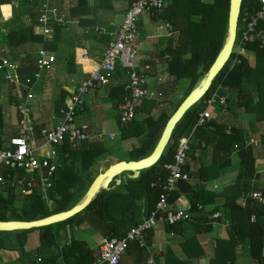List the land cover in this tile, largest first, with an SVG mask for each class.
<instances>
[{"label":"trees","instance_id":"16d2710c","mask_svg":"<svg viewBox=\"0 0 264 264\" xmlns=\"http://www.w3.org/2000/svg\"><path fill=\"white\" fill-rule=\"evenodd\" d=\"M9 1L0 0V6L8 4ZM228 6L229 0H214L209 4H205L201 0H172L164 14H161L160 17L169 21L179 32L178 43L176 45L169 43L165 49L167 55L165 63L169 76L175 81L186 80L187 91L176 106L170 103L165 104L156 118L150 115L154 108V102L150 101L149 105L143 104L136 109V114L143 113L142 119L135 117L132 122L122 125L120 110L124 109L126 104L123 101L122 88L118 87L115 90L116 94L110 97L115 111L114 119L119 126L121 142L140 139V142L128 151V158L121 160L136 161L151 154L169 118L203 78L222 48L227 28ZM259 7V0H242L239 26H241L244 14H253ZM29 12L30 15L37 13L34 5L31 6ZM177 22H183L186 27H179ZM33 25L35 24L27 28L16 27L7 32L5 44L12 52L13 61L18 55L21 56L18 51L22 45L29 42L43 43L42 37L33 34ZM258 27L264 29V22H260ZM258 46V42H251L245 46L246 50L252 51L256 56L257 64L254 69L249 68L247 61L241 56L240 64L230 69L229 61L212 83V88L217 84H222L224 94L236 90V106L246 111L257 103H255L251 92L245 88V82L247 83L248 77L252 74L255 79H250L249 82L260 84L264 76V64L262 63L263 67L259 68L260 61L264 60V52ZM17 62L19 76H32L36 72L33 56L25 54L23 59H17ZM2 83L4 84L0 75V92ZM14 92L17 96L13 95ZM112 92L114 93V90ZM25 93L23 87L15 89V87L8 86V105L15 107L23 102ZM201 110L202 103L200 101L186 111L176 124L170 142L159 161L151 168L142 171L137 179H126L125 184H121L114 190L101 191L83 211L64 222L30 230L0 232V251H14L22 256L28 241L35 237L39 248L45 251L58 248L61 240L59 232L64 227L74 224H88L106 240L125 235L130 227L139 222L141 215L147 217L154 211L162 193L161 186L168 176L164 165L172 161L178 139L190 133ZM209 128L214 129L213 133L216 137L214 151L217 158H215L212 167L199 170V179L208 181L214 178L208 175L209 172L213 173V169L217 171L218 176L219 171L229 164L228 157L233 145L238 144L237 181L235 184L225 187L222 192L214 194L207 192L204 186L191 185L187 181L180 180L176 191L170 195L168 202L177 200L179 196L185 194L190 203V211L195 212L197 205L205 207L211 205L216 198H222L223 205L215 208L214 211L220 210L221 217L229 219V228L233 236L228 240H217V258L211 264H234V258L237 255L235 248L237 243L242 241L247 242L248 256L252 260V264H264L262 254L264 248V205H258L248 200L246 206L242 208L237 202L242 192H248L252 188L264 194V186H259L256 182L258 176L255 171L257 158L255 149L243 146V140L238 136V131L232 130L227 134L225 125H218L210 119L199 130L206 131ZM17 135V125L13 126L5 122L3 106L0 105V149L6 148ZM112 154V150L105 143L99 141L82 143L77 149H71L65 143L60 152V156L65 162L63 167L53 175L51 188L46 190L47 201L41 197L42 189L38 180H36L35 188L21 196L14 194L9 186L0 185V221H34L72 208L89 188L102 159L118 160ZM3 173L2 169L0 174ZM251 215L256 218L253 223L249 221ZM97 256V250L91 249L86 242L71 240L69 246L62 248L55 258L45 256L36 262L38 264H93Z\"/></svg>","mask_w":264,"mask_h":264},{"label":"crops","instance_id":"0c3cea01","mask_svg":"<svg viewBox=\"0 0 264 264\" xmlns=\"http://www.w3.org/2000/svg\"><path fill=\"white\" fill-rule=\"evenodd\" d=\"M132 1L10 0L8 4L0 6V59H6L18 66L17 59H23L25 54L36 58V53L40 49L48 51L54 57V64L48 71L43 72L41 80L32 90V100L27 103L31 110V122L34 127L35 140L32 141L33 147L42 146L43 140L38 132L42 128H51L58 122L52 119L57 117L58 109L65 103L64 101L70 96L69 94L81 83L86 74L96 70L107 44L111 40L109 33L115 26L120 24V19L123 20L125 12ZM201 1L209 4L214 0ZM171 3L172 0H166L163 14ZM30 5L35 6L36 14L30 15ZM47 9L55 10L56 15L50 26L44 30L39 25L38 18L41 11ZM162 13L156 15L143 14L139 18L138 29L140 36L136 44L138 51L137 70L145 73L147 88L155 95L153 99H144L138 107L143 104L149 105L150 101L154 102V108L150 113L154 118L162 111L165 104H172L177 98L181 90V82H187L186 80L175 81L169 76L168 67L165 63L167 59L165 49L169 43L172 45L178 43L179 32L175 30L169 21L160 17ZM61 18L63 23L58 22V19ZM32 24H35L32 26L33 34L42 37L43 43L29 42L22 45L18 51L21 56L18 55L16 60L13 61L12 52L5 44L7 32L16 27L27 28ZM167 24L171 26V29L167 28ZM177 25L179 27L182 26L181 28L186 27L183 22H177ZM85 56L86 58H83ZM243 57L247 61L249 68L254 69L256 67L257 59L252 51L246 50ZM262 63L264 64V60L260 61L259 68L263 67ZM55 64L57 65V73H54L53 67H55ZM16 70L19 74L18 68ZM0 75L4 82V84H1L0 98L3 99L0 100V105L3 106L5 122L12 125V120L16 119L15 125H17L19 117L17 116L16 106H10L7 103L8 84L3 79L4 68L0 67ZM251 76L252 74L248 77L249 80L255 79V76ZM249 80L244 85L255 98L254 101L257 105L251 106L248 111L238 108L236 106L237 91L226 92V104L210 110V121H214L218 125H225L227 134L232 130L238 131V136L243 140V146L255 149L257 156L255 171L258 176L256 182L259 186H264V76L260 84L250 83ZM126 81L125 70L118 69L117 74L112 77L107 87L93 90L85 95L82 111L77 115L75 126L77 128L85 127V132L89 136L87 141L79 142L74 148L67 142L58 146H45L42 148L41 153L46 156L50 155L49 151L51 149L56 151V157L52 161L56 164L57 170L61 169L65 162L60 156L62 146L65 143L71 149H77L82 143L93 141L105 143V139L112 141L117 137L118 142L126 144L130 151L131 148L140 142V139L121 142L117 122L115 131L106 133L105 129H103L104 125L109 124L104 111L109 107L114 111L110 96L116 94L115 90L118 87L122 88L124 96ZM112 90H114V93ZM111 92L112 94H110ZM13 95L17 96L16 92ZM135 115L136 119H142L143 117V113L136 114L135 112ZM107 116L110 117V114L108 113ZM213 131L214 129L209 128L206 131L199 130L197 134L195 132L196 135L188 152L183 170L187 175V179L184 181L189 182L191 185L204 186L207 192L218 194L225 187L233 185L237 181L239 166L237 152L239 147L238 144L233 145L231 154L228 157L229 164L219 171L218 176L217 171L213 169V173L209 172L208 175L214 178L208 181L199 179V170L212 167L215 158H217L214 151L216 137ZM64 156L66 157L67 155L65 154ZM110 160L113 161L114 159ZM100 164L95 177L100 172ZM104 169L105 167L102 170ZM126 179L125 176L121 184H125ZM250 191L259 190L252 188ZM248 192H242L239 197ZM223 202L224 200L219 197L211 205L203 207L199 204L195 212L190 211V203L185 194L179 196L177 200L168 202V209H181L190 214V220L180 221L172 226L162 222L157 223L147 234V247L140 248L137 244L130 243L121 256L119 264H211L217 258V240H228L233 236L229 228V219L222 218L220 210L216 209L214 211L215 208L222 206ZM237 202L242 208L246 206L241 205L239 201ZM199 206L202 207L201 210H199ZM213 213L219 214V217L215 220L209 218ZM251 216L249 221L253 223L256 218L254 216L255 220L251 221ZM145 217L141 215L139 222ZM90 229L92 228L85 223L66 226L59 232L61 237L59 247L46 251L39 248L36 237L34 239L31 238L24 247L25 252L22 256L14 251L1 250L0 264L14 263L20 259H30L33 263H37L36 260L38 261L45 256L55 258L59 255L62 248L69 246L71 240L84 241L91 249H95L94 246L104 239L97 232L93 237V234H90ZM235 249L237 255L234 258V264H252V260L248 256L246 241L238 242ZM27 251L29 252V258L26 256ZM262 254L264 256V248Z\"/></svg>","mask_w":264,"mask_h":264},{"label":"built area","instance_id":"2783aa9c","mask_svg":"<svg viewBox=\"0 0 264 264\" xmlns=\"http://www.w3.org/2000/svg\"><path fill=\"white\" fill-rule=\"evenodd\" d=\"M259 2V9L253 14H244L241 26L238 24L236 41L229 59L230 69L240 64V57L244 55L245 46L248 43L258 42V48L264 52V29L258 27L260 22H264V0H259ZM165 5L166 0L132 1L120 25L109 33L111 40L108 42L96 70L86 74L81 83L69 94L68 101L58 109L57 117L52 118L53 121L58 122L51 128L40 130L39 135L43 140L40 147L32 146V141L35 140L34 127L31 122V110L27 103L32 100V90L41 80L43 72L48 71L54 64V57L44 49L38 50L35 58L36 72L27 77L19 76L16 72L18 66L6 59H0V67L4 68L5 83L12 87H23L26 91L24 102L16 106L19 117L18 135L10 141L6 148L0 149V171L4 170V173L0 174V185L9 186L14 194L21 196L35 188L36 180H38L42 189L41 197L47 201L46 190L51 188V180L57 170L56 164L52 161L56 157V151L51 149L50 155L46 156L41 153L42 148L58 146L64 142L74 148L79 142L89 139L85 127L77 128L75 126L77 115L82 111L83 99L89 92L107 87L112 77L117 74L118 69L125 70L127 78L123 97L126 106L120 114L121 124L130 123L135 118L136 109L144 99L155 97L154 93L147 88L145 73L138 71L136 66L138 57L136 44L140 36L138 20L143 14L162 13ZM55 15V10L41 11L38 18L41 28L47 29ZM58 22L63 23L62 18L58 19ZM167 28L171 29V26L167 24ZM201 103L202 110L198 114L194 127L190 133L178 139L172 161L164 165L168 176L162 184V193L154 211L130 227L125 235L110 240L104 239L97 243L94 248L97 250L98 256L93 264H119L121 256L130 243H135L140 248H146L147 234L159 222L172 226L177 222L190 220L189 213L181 209H168V200L170 195L176 191L178 182L187 179L183 168L194 141L195 132L205 126L211 118L210 110L212 108L222 107L226 104L223 85L217 84L214 88L211 86ZM248 200L264 205V194L260 191H250L242 194L238 199L243 206ZM201 209L202 207L199 206V210ZM218 217V213H213L209 218L215 220ZM250 220L254 221V216H251Z\"/></svg>","mask_w":264,"mask_h":264},{"label":"water","instance_id":"95a60500","mask_svg":"<svg viewBox=\"0 0 264 264\" xmlns=\"http://www.w3.org/2000/svg\"><path fill=\"white\" fill-rule=\"evenodd\" d=\"M241 4L242 0H229L226 35L222 48L203 78L169 118L150 155L136 161L102 159L99 174L94 178L84 196L72 208L34 221H0V232L30 230L64 222L83 211L101 191H111L120 186L125 176L127 179H137L142 171L154 166L168 146L176 124L187 110L203 99L217 75L228 63L237 37ZM103 167H105L104 170H102Z\"/></svg>","mask_w":264,"mask_h":264},{"label":"rangeland","instance_id":"374dc122","mask_svg":"<svg viewBox=\"0 0 264 264\" xmlns=\"http://www.w3.org/2000/svg\"><path fill=\"white\" fill-rule=\"evenodd\" d=\"M120 21L122 22L121 19L119 20V22ZM119 25L120 24H118L117 26H119ZM117 26H115V27H117ZM53 68H54V73H57V65L56 64H55V67H53ZM58 76L60 77V75H58ZM180 87H181L180 93L177 95V98L173 101V103H172L173 106H176L178 104V102L186 94V91H187V82H185V83L184 82H181V86ZM2 99L3 98H0V100H2ZM4 100H5V98H4ZM67 101H68V98L64 102H67ZM103 111H104V109H103ZM12 113H13V110H12ZM104 113H106V118H107L109 124L104 125L103 126V129H105V132L106 133H110V132L115 131V129L117 128L116 121L114 119L112 120L113 115L115 116V112L112 111L110 109V107H109L108 109H106L104 111ZM108 113L110 114V117L112 116V118H110V117L107 116ZM87 115H89V114H87ZM11 120H12V117H11ZM15 120L16 119L12 120V125H15V123H16ZM104 142H105V145L112 150V152H113L112 155L115 156L114 158H116V157L119 158V159H127L128 158V151H129L130 148L126 144L119 143L117 137H115L112 141H108V140L105 139ZM90 231H91L90 234L91 235L93 234V237H94V234H97L96 231L93 230V229H90ZM28 254H29V252L27 251V253H26V256L27 257L29 256ZM29 263L32 264L33 261H31L30 259H24V260L23 259H20L19 261H16V262L10 263V264H29ZM33 264H37V263H33Z\"/></svg>","mask_w":264,"mask_h":264}]
</instances>
